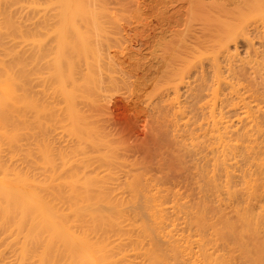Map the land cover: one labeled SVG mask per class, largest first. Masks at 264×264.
<instances>
[{
  "label": "bare ground",
  "instance_id": "6f19581e",
  "mask_svg": "<svg viewBox=\"0 0 264 264\" xmlns=\"http://www.w3.org/2000/svg\"><path fill=\"white\" fill-rule=\"evenodd\" d=\"M47 1L49 3L51 2L50 5L52 7H53V5H55L53 3H57L58 5L60 4L59 9L61 11L62 16L60 14V11H58L59 16H57V15L56 16L59 17V19L60 18H62V20L65 19L64 21H70L71 20L70 17H73L72 16L73 13H75V12L79 13V11H77V10L83 9L82 13H84V10H86V8H83L84 5L82 6V1H84V0H52V1L47 0ZM244 1L245 0H243L244 5H246V3H247V5L245 7L243 6L242 3H241V5H239V8L237 7V5L240 3H238L236 5L234 4V5L237 7L236 10L239 11L238 13H241V12L243 13L245 10L247 11L248 8H250L249 9L250 12L248 14H246L248 11L247 12L245 11L246 13L244 12L242 16L240 15V17H238L237 11L235 10L236 11L235 12L234 9L233 10L231 9V10L235 12L237 19L240 18V20L244 19L245 17L248 18V16H254V19H253L254 23H253V20L251 21L248 19L249 24L247 23L248 25L246 24V26L247 27L251 26L250 24L253 23V26H252L253 28L251 27V29L257 30L259 32V34H261V32H262V34H264L263 33L264 32V0H250V1L246 0V2H244ZM43 2L45 3L46 0H44ZM48 2L45 3L44 5L49 4ZM192 2L195 3L194 0ZM199 2H200V0H199ZM214 2H215V0H214ZM220 2L222 3V1H220ZM248 2L249 3L251 2V3L249 4ZM216 3L218 4V2H216ZM221 3L219 4V6L221 5ZM57 4L55 5V7L58 6ZM208 4L210 5V2H208ZM39 5H41V4L39 3ZM85 5H86V3H85ZM248 5H249V7H248ZM71 6H73V8ZM215 6L214 7L210 6V7L211 8L213 7V9H215L216 8ZM240 6H243V7H241V10H238V9H240ZM37 7H38V0H0V264H264V130H263L264 126L263 127L260 126L261 121L264 120V118H263L264 114L261 115L263 117H260V120H259V118H257V120H259V123H258V125L254 126V124H256V122H257L255 117L257 115L260 116L259 114H262V112L264 113V111H263L264 108H262L264 106L263 105L264 103H262V102H264V100L262 102H260L261 103L260 104L258 99H257L258 97H260V95L257 96V98L255 96H251L250 98L248 96V98H247V94H245L246 97L243 96L244 98L243 97L241 98L243 93L240 92L242 90L239 89V91L238 90L237 91L239 92V95L241 93H242V95H240V97H239L238 94H236L238 99H239L238 101H236V99H237L236 97L234 98L235 100L233 98H230V99H232L231 105H230L229 99H227V100L224 99V101L221 99L222 95L220 97L218 96L219 100L223 101V102L220 101L221 103H219V104H221L220 105L221 107L219 105L217 106V105L213 104L215 102L217 104V101L212 102V104H210V105L208 104L210 106V110L212 107L213 108L214 107H220V110H219V108H217L218 109L216 112L217 114L216 115L214 114V116H212L213 119L209 118L210 120H212L211 122H209V119L205 118L208 121H206V122L204 121L205 122L204 125L202 124L203 128H204L207 125V123H209L207 126L208 127L207 129H209L208 131L211 130V132L208 134H211L212 136L210 135V137H209V135L207 134V132H208L207 129H204L207 132L204 134H203V132H201V135H203V136H200V138L201 137L204 138L205 134H207V136L209 138L206 137V139H209L207 141L211 142L212 140L210 138L213 137L212 139H214V141H213L212 145L210 142L209 143L207 142L208 145H206V146H209V144L211 146H213L212 149H210V151H211L210 153L211 154L213 153L214 156L212 155V157H211V159L213 161L209 159L210 161H212V162L209 161L211 164V167L209 165L211 170L209 172L207 171L208 174L210 173L209 177H207L208 174H207V176L205 175L206 169H204L205 170L204 175H203V172L200 171L204 177L206 176V178H202V176H201L202 179H200V181L203 183V186L201 185V182L198 181V182H200V184L197 187H198V189H199V187L200 188L203 187V189H200V190H205L204 194H206V193L208 194L210 191L211 197L209 195H208L209 197L208 196L207 197L209 199L212 198L211 203H209L210 200H207L208 199L207 197L205 200L204 196L202 195L203 198H201L202 197L201 196L199 200L197 199L198 201L195 199V201H197L196 203L200 204V207H198L199 205L197 207L196 206L193 207V205H192V207L190 206V208L186 207L185 205H184L185 207H181V206H183L182 204L185 201L183 202L181 199L180 200L178 199L180 202H178L177 199H171V201H169L170 197L169 198L167 197V195L169 194L168 193V194H166V197L169 200H167L166 197H165L166 200L165 199L164 200L167 202L169 201L170 205H169V203H168V205L167 204L164 205L165 201H163V199H162V196H163L162 194L164 192L163 193L161 192L162 194H159L157 192V191H159V188H163V187L162 186L160 187L159 185L155 184L157 186V187L154 186L157 189L156 192H154L155 189L152 190L153 192L149 191L152 188H154V187L151 188V186H150L151 189H147V191H149V192L146 191V189H145L146 187L144 188L145 189L144 191H146V192L141 191L142 190L141 187L146 185L147 183H145L146 182L145 181L144 182L145 184L141 185V187H140V185H138V184H141V183L143 184V182H141V179L139 178V176L137 174H135V175H137L138 180H136V177L132 178V179H129V178L126 179L125 178L124 186L122 185L123 187H121L122 190L124 191V193H122L123 192L122 190H121L122 194L119 193L120 190H118V193H116L115 190L112 192V190L110 191L109 184H110V186L113 187L112 189L117 187V185H116V183H114L115 184V186H114L113 182H110L111 181L110 176L112 177V174H114V171H113V173L111 171V168H113V167L111 166V168H110V163H112L113 160L111 158H110L111 162H110V160H106L109 156V152H111V151H108V150H110V147H108L109 149H107L106 148L107 146L105 145L106 146L105 149H107L105 153H107V151H108L107 154H105L103 151L100 152L101 148L99 146H101V145L99 143L102 142L103 140L105 141L106 137H105V139H102V137H101V139H99L100 136H103V135H99V131L97 132V130L99 129L98 128L99 126L97 125L98 127H96L95 124H90V122H88L93 117L86 119L88 117L87 115L93 114L95 103L92 104L93 112H91V113L89 112V110H91L89 108L91 105H89L87 107V104H89V102H86V103L84 102L86 105H84L82 103L80 105L78 104L80 102H83L86 97L88 98L89 95H90L89 98L92 97L91 96L93 94L92 91L95 92V90H93L94 88H91V87H94V84L96 82L94 84L92 82L94 79V77H92L93 75H89L87 79H85L86 73H85V75L82 74V76H81L83 69L80 73H77V72L74 73L76 77L75 76L72 77V71L75 70L74 66L76 67V69H77V67L79 69V66L81 65V63L85 59H87V57L83 56L84 58L82 59L81 54L83 51H80V49H76V50H73L75 52L74 55L76 57L77 56L76 53L81 52V54L79 53V56H80L79 59H81L82 62L79 60L80 62L78 64L76 62L78 59H76V61H75L76 65H74L73 62H70V61H72L70 59L71 56L67 57L68 54L69 55L72 54V52L71 53L69 52L70 47H69V49H68V47L67 48L63 47L66 45V44L64 45V43L66 40H68L67 39L68 37L65 36L66 39L61 40V38H65L62 35V36H59L57 38L60 40L59 42H58V40H56V42H58V44L56 42H54L53 45L55 44L54 49H56V48L59 49V53L61 52V50H63V48L64 49L66 48L65 50H63V52H61V55H62V53L64 55V51H65V54H66L65 60L68 61V58L70 60L68 64L65 61L66 66L65 65L64 66L66 68L63 67L62 68V69H64L63 71L59 68V66L64 62V59L60 60L61 59L60 57H62L63 55L58 57V53L56 52V51H58L57 49L54 50L52 48V51H53L55 56L54 55H52V56L50 55V56L54 57L52 59L53 61L58 57L60 62L62 61L60 63V65H58L57 63H59V62H57V63H53L55 65L57 64L56 66L55 65L51 66L50 60H47L49 63L43 62L42 58H40L43 53L40 54V51H39V50L42 51V49H43V47L40 46L42 43L39 44V46L42 48H39V46H38V42H40L41 38L39 37L40 38V40H39V39H37L36 36L38 35L37 34V28L39 27V25H40V27L38 29L39 30L38 32H40L41 29L43 30V27H44L43 25H46L44 23V21H46L48 19L41 16V18H43L45 20L43 21V19H41L42 22H37L36 19L38 17H39L38 19L40 21V16L36 17L34 15V11L37 9ZM69 7H71L72 9L71 10L68 9ZM80 7H82V8H80ZM74 8H77V9H74ZM88 8H89V10H91L90 7H88ZM207 8H209V6H207ZM24 9L26 12L24 11ZM216 9L220 10V8H216ZM224 9H226V11L229 12V10H227L228 8H224ZM242 9H243V11H242ZM73 10H75V11H73ZM201 10L202 9H200L199 12ZM219 10H218V13L221 14L219 12ZM71 11H73V12H71ZM220 11L222 12L223 10H220ZM23 12H25V13H23ZM92 12H94L93 9H92ZM92 12H91V14H92ZM71 13H72V15H71ZM204 14H205V12H204ZM208 14H209V11H208ZM244 14H246V16H244ZM201 15H198V16L201 17ZM87 16H89V15H87ZM210 16H212V15H210ZM217 16H219V15H217ZM220 16H222V15H220ZM225 17H227V16H225ZM68 18H69V20H67ZM74 18H75V16L73 17V20H74ZM222 19H223V17H222ZM234 19H236L235 16H234L233 20H230V21H235ZM250 19H252V18H250ZM73 20H71V21H73ZM201 20H203V19H201ZM212 21H210V22H212ZM57 22L58 21H56V20L54 21V23H57ZM236 22H237V20H236ZM241 22H239V23H241ZM246 22H247V20H246ZM60 23L61 24H59V25L54 24L55 26L57 25L56 26V28L58 27L57 30L56 29H52V30L53 31L55 30L54 31L55 34H58V31L61 32L62 30H63L62 34H66L67 33L66 28L68 29L67 22L64 23V24H66L65 25L66 28H64V29H63L64 25H62L63 21L62 22L60 21ZM72 23L73 22H70V25H69L70 27L73 26L74 23L73 24ZM217 23H219V22H217ZM239 23L238 24L235 23L236 25L233 27V29H231V30H234L233 34H232V31L226 33L227 32L226 29H225L226 34H224V29H222L223 28L222 25H221V27L219 26V28H221V29L217 28L218 32H220V30H223L222 32L224 34V36H222L220 38V40L218 41V43L216 45L217 50L219 51L218 55H220V54L224 55L225 59H226V56L229 57L235 49L237 50V48L234 47L235 44L233 43L234 45L232 44V47L234 49H233V51H231V49H232L231 41H233L235 38H239L240 36H242L244 38V40L246 41L249 38L248 37V35H250L249 33H252V32H249L247 35V33L245 31L247 27L243 25V23H245V22L243 21V23L241 25L244 27H240ZM68 24H69V22H68ZM211 24L212 23H210L211 28L209 26L210 30L208 29V32L209 31H213V32L215 31L216 32L215 26H214V28H212V26L216 25V24H212V25ZM223 24H225V23H223ZM47 25H48V23H47ZM50 25H51V23L49 24V27H50ZM54 25L52 27H54ZM218 25L219 24H217L216 27H218ZM227 25H230V24H227ZM227 25H225V27ZM44 29H45L44 30V32H45L48 29V27L45 26ZM72 29H73V27H72ZM64 30L66 31V33L64 32ZM76 30L77 29L75 28V31ZM42 32L39 36L44 34V32H43V34H42ZM213 32H211V33L213 34ZM49 33H46V34L49 35ZM52 33H50V35L47 36V38H50V36H53L54 34H52ZM205 34H203V36ZM262 34H261V37L264 38V35L262 36ZM59 35H61V34L59 33ZM83 35H84V33L82 34L81 37H83ZM213 35H211L212 39L213 38L216 39L217 38L216 36H218V34H216L215 37ZM55 36H57V35H55ZM79 36L80 35L78 34L77 38ZM85 36H87V34ZM237 36H239V37H237ZM205 37H207V36H205ZM261 37L259 36L258 38H261ZM45 38H46V36L44 38H42L43 41L44 40L46 41L47 38L46 39ZM85 38H86V40H88L87 37H85ZM179 38H181V37H179ZM253 38H254V36H253ZM263 38H261V39L264 40ZM212 39H210V40H212ZM214 39H213V41H214ZM71 40H72V38H71ZM237 40H239V39H237ZM69 41H70V38H69L68 42ZM82 41L80 40L79 42L82 44L83 43ZM180 41H181V39H180ZM248 41L249 40H247V42ZM23 43H25V46L27 45L26 48L24 47ZM84 43L87 44V41H84ZM237 43L239 44V42H237ZM44 44H46V43H44ZM245 44H247V43L245 42ZM195 45H194V47L196 48ZM201 45H203V44L201 43ZM205 45H206V43L203 46H205ZM250 45H252V44L250 43ZM44 46H46V45H44ZM70 46H71V42H70ZM211 46H213V45H211ZM243 46L246 47L245 45H243ZM253 46H255V45H253ZM81 47L83 48V46H81ZM247 47H248V45H247ZM88 48H89V46H88ZM251 48L253 49L252 46H251ZM186 49H187V46H186ZM212 49L216 50V48H212ZM212 49H208V50L211 51ZM249 49H250V47H249ZM258 49H257V52H258ZM24 50L26 52L29 51L28 54L26 52H24ZM45 50H46V52H44ZM95 50H97V49H95ZM190 50H192V49H190ZM254 50H255V48H254ZM260 50L263 51L264 49L261 48ZM49 51L51 52V49L47 50V48H46L43 50V52L46 54L49 53ZM66 51H67V53H66ZM86 51H88V50H86ZM86 51H84V55L86 54ZM93 51L94 50H91L89 52L90 55L88 58H90V56H92L91 53ZM108 51H109V49H108ZM210 51H208V52L210 53ZM22 52L27 54V57H26V55L22 56L23 55ZM55 52H56V54H55ZM53 53H50V54H53ZM236 53H235V55H236ZM249 53H250V51H249ZM46 54H44V55H46ZM251 54L249 56H252L254 53L252 55ZM261 54L264 55V52H260V55ZM39 55H40V57H39ZM107 55H108V53H107ZM212 55H213V53H212ZM237 55H239V54L237 53ZM262 55H261V58L258 55H257V57H259L260 59H263V61H264V57L262 58ZM47 56L50 57L48 54H47ZM47 56L43 57L44 61H46L45 60L46 58L49 59ZM96 56H98V54ZM183 56L178 55V57H181V58ZM231 56H230V58H231ZM239 56H241V55H239ZM93 57H95V56L93 55ZM210 57H212V56L210 55ZM220 57L222 58V56H220ZM228 57H227V59H228ZM62 58H64V56ZM99 58H101V57H99ZM187 58H186V61H187ZM230 58L228 59V61L230 60ZM259 58H257V59H259ZM37 59H38V62H39V60H41L40 61V63L42 62L41 65L45 64L43 66V69L47 65L50 66V68L54 67L53 69L50 70L51 74H49V72H46V71H48L49 67L46 68V70H44L46 73L43 71V73H45V74L44 75L42 74V79L44 81L47 79L48 82L43 81L41 84L44 85L43 86L44 91H46L45 90L46 88H48L50 90L53 89L52 90L53 92L48 91L49 93H51V95L49 94V96H52L54 94L55 88L53 87V85L54 86L56 85V87L58 88L57 92L59 94V98H58V94L56 92L55 95L57 96L58 100H57L56 96L54 95L55 100L53 99V101L58 102L60 99V105H58L59 102L56 103L58 105V107L56 104L54 105L53 101H51L53 104L50 102L51 97H50V99H47V101L46 100L43 101V98H44L43 96H45L48 93L47 91L44 92L41 87L40 88L42 89V91L39 89V87H37L38 89L35 88L36 90L34 89V86L40 81V78H41L40 77L41 72L39 73V75L38 74L36 75V71L39 70V69L36 70V65L38 63ZM94 59H96V58H94ZM177 59H180V58H177ZM237 59H238V57H237ZM257 59L255 58V62ZM96 60L94 62H96ZM183 60L184 59L182 58V61ZM213 60L214 59H212V61ZM236 60H235V63H236ZM242 60H240V62H242V63H243V61H247L245 59L243 61ZM56 61L57 60H55V62ZM191 61H192V59H191ZM220 61H221V59H220ZM228 61L226 62V64L228 63ZM232 61L234 63V60H231V62ZM106 62H107V60H106ZM167 62H168V60H167ZM193 62H194V59H193ZM257 62H258V60H257ZM46 63H48V64H46ZM71 63H72V65H71ZM89 63L91 65L86 66V70H85L87 72V74H88V70L90 71L89 66L91 67L92 65H94V64H92L93 60L92 61L90 60ZM100 63H101V61H100ZM116 63H118V62H116ZM233 63H232V66H234V65L236 66V64L235 63L233 64ZM242 63H241V65H242ZM185 64H187V63L185 62ZM263 64L259 63V65L257 64V66H260V65L262 66ZM38 65L41 66L40 64H38ZM69 65L73 66L72 68H74V69L72 71H71V69H69L71 66L67 67ZM77 65H79V66H77ZM201 65H202V63H201ZM229 65H230V63H228V66ZM81 66H80V68H81ZM174 66H176V65H174ZM184 66H182V67H184ZM209 66H211V65H209ZM216 66L215 65L213 66V64H212V68L214 67V75L217 76L218 74L217 73L215 74V72L217 71V70H215V69H217ZM232 66H230V68ZM237 66L240 67V65L238 63H237ZM257 66H256V68H257ZM95 67H96V65H94V67H92V68L96 69ZM107 67H108V64H107ZM239 67H237V69ZM263 67H264V65H263ZM188 68L189 67H187V69L184 68V70L187 71V73H186L187 78L190 75V74H188L189 73ZM219 68H220V66H219ZM226 68H228V67H226ZM245 68H246V65H245ZM41 69H42V67H41ZM176 69L181 71L180 68L176 67ZM231 69H234V68H231ZM237 69L235 67L234 70H237ZM241 69H243V68H241ZM106 70H107V68H106ZM109 70H112V69H109ZM203 70H201V71H203ZM221 70L222 69H220V71ZM228 70L227 71L229 72V76H230V74H231L230 72H233V70H231V71H230V69H228ZM92 71H93L92 73L95 76L100 77V76H98L99 74L96 75L94 73V70H92ZM97 71L98 70H95L96 73H98ZM163 71H166V70H163ZM177 71H175V72H177ZM254 71H255V69H254ZM168 72H170V71H168ZM172 72H173V70H172ZM175 72H173V73H175ZM212 72H213V69H212ZM221 72L223 73V71H221ZM237 72L239 74V71H237ZM104 73L105 72H103V74ZM171 73L169 75H172ZM255 73H256V71H255ZM53 74L55 77L53 76ZM163 74H164V72H163ZM165 74H167V72ZM204 74L205 73H203V75H201V76H204ZM227 74L228 73H226V71H225L226 76H227ZM46 75H48V77H46L44 79V76H46ZM101 75H102V70H101ZM169 75H167V76H169ZM225 75H223V76H225ZM256 75L259 76L260 74H256ZM262 75H264V73H262ZM262 75H260V76H262ZM37 76H39V77H37ZM50 76L51 77L53 76V77L51 79H48V78H50ZM77 76H78V78H77ZM108 76H110V75H108ZM180 76H182V75H180ZM223 76H221V77H223ZM226 76H225L226 80L229 79ZM234 76H237V75H234ZM82 77H84V79H82ZM184 77H186L185 74L182 77V79ZM199 77H200V75H199ZM232 77H231V79H229V80H231V82H232V79L235 78V77H233V78ZM38 78H39V81H38ZM76 78H77V80H76ZM89 78L91 80H89ZM107 78H105V79H107ZM174 78H176V76H174ZM179 78L180 77L178 76L177 79H179ZM203 78L204 77H202V81L204 80ZM217 78H219V77H217ZM245 78L248 79L247 81H249L248 77H245ZM260 78H263V77H260ZM35 79H37V81ZM53 79H55V80H53ZM81 79H82V81L85 80V81H83V83L85 85L82 83L84 86L81 84V86H79L76 89L75 85H78L76 83L80 82ZM97 79L99 80V78H97ZM170 79H172V78H170ZM86 80H89V81H86ZM183 80H184V82H182V83L185 84V82H187V81H185V79H183ZM252 80H254V79H252ZM172 81L176 82V79H174V80L172 79L170 82L171 84H172ZM180 81H182V80H180ZM205 81H203V83L198 81L197 86H195V90L196 91H199V90L201 91V89L203 90V88L199 89L196 87H199L200 84H202V86H203L205 84ZM250 81H251V79H250ZM51 82H52V85H51ZM53 82H54V84H53ZM66 82H68L71 85L67 84ZM86 82H87V84H90V82H91L93 84V86H92V84H90L91 87H90V85L86 86L87 85ZM107 82H108V80H107ZM259 82H260V80H259ZM34 83H35V85H34ZM44 83H48L49 85L44 84ZM98 83H101V82H98ZM188 83H190V82L188 81ZM210 83H211V81H210ZM220 83H221V81H220ZM241 83H243V82H241ZM241 83H240V86H241ZM251 83H249V84H251ZM263 83H264V81L263 82L261 81L260 85H262ZM41 84H40V86H41ZM111 84H112L111 86L114 87L113 86L114 83H111ZM214 84H217V88H219L218 87L219 83H217V81ZM227 84H228V88H229L228 90L234 91V89L237 87L236 86L234 88V85L239 84V83L237 81V82H235V84H234V82H232V83L227 82ZM247 84L245 83L242 85L246 86ZM257 84H259V83H257ZM173 86H175V84ZM173 86H172V88H173ZM221 86H222L221 90H223L222 89L223 88L222 83H221ZM49 87H51V88H49ZM80 87H82L84 89H82ZM86 87H89V88H87V91L89 90V92L83 91V90H86ZM98 87H100V86H98ZM177 87H178V85H177ZM214 87H215V85H214ZM224 87H227V86H225V83H224ZM247 87L250 90L251 87L246 86V88ZM259 87L260 86H258V88ZM115 88H116V86H115ZM238 88H241V87H238ZM238 88H236V89H238ZM253 88H255V86H253ZM253 88H251V90H250L251 92H249L248 90H246L247 92L246 91H243V92L244 93L249 92L250 95H253L254 93L256 94V91H253L254 93H252ZM258 88L257 89L255 88V89L259 90ZM97 89H96V91H97ZM102 89H103V87H102ZM174 89L177 90L178 88L174 87ZM187 89H189V88H187ZM241 89H243V88H241ZM37 90H40V92H38V94L39 93L42 94L43 92L45 93V94H42V96L39 94L41 96L40 100L42 102L39 99H37L39 97V95L36 96ZM162 90H163V88H162ZM175 90H173V91H175ZM243 90H245V89H243ZM82 91L84 93H82ZM184 91H185V89H184ZM232 91H229V92H232ZM86 92L90 93V94H87L88 95L87 96V95H85ZM97 92H96V95L101 97V95ZM104 92L105 91H103V93ZM217 92H215V93H217ZM226 92H227V90H226ZM235 92H236V90H235ZM79 93H81V94H79ZM178 93L179 92H177L176 95H178ZM186 93H187V91H186ZM227 93H226L227 96H225L224 95L225 92H223L224 98L228 97ZM232 93H234V92H232ZM249 93H248V95H249ZM191 94H193V93H191ZM191 94H189V95H191ZM195 94H199V92H196ZM229 95H231V94H229ZM84 96H85V98H84ZM93 96H95V93ZM184 96H186V95H184ZM194 96H196L195 99H197V95H194ZM233 96H235V94ZM99 97H96V99L92 98L91 100H94L93 102H95V100L98 101ZM107 97H109V96H107ZM170 97H171V95H170ZM46 98H48V95ZM103 98H104V96H103ZM185 98H183V99H185ZM218 98L215 100H218ZM245 98H247L249 100V103L251 102L250 100L252 98L253 99L251 102L252 104H253L254 100L257 101L258 104L261 105L260 109L262 108V110H261L262 112H260V110H258V109L255 110V108H254L255 105L253 107V105H251V103L248 104V100L246 103L244 101ZM104 99H107V98L105 97ZM79 100H81V101H79ZM171 100H173V99H171ZM101 101H100V103H101ZM109 101H111V100H109ZM197 101H198V99H197ZM189 103H188V105H189ZM254 104H256V103L254 102ZM211 105H213V106L211 107ZM247 105H251L252 106L251 108H254L253 111L254 110L255 111L253 113H251V108ZM84 106H85V109H84ZM98 106L100 107V105H98ZM228 106H229V108H228ZM257 106L258 105H256V108H257ZM80 107H82V108H80ZM87 108L89 109L86 113L87 115L86 114L84 115L83 110L85 111V110H87ZM213 108L210 112V113H212V115L214 113ZM188 109H189V107H188ZM190 109H191V107H190ZM199 109H201V108H199ZM98 110H100V109H98ZM184 110H185V108H184ZM102 112H104V111H102ZM189 112H190V110H189ZM228 112H230V114H231V112H233L234 113L233 115H236L237 118L235 116H233L232 114L231 115L233 117H235L234 119H236V120H234V119L231 120L230 117L228 116ZM257 112H259V113H257ZM55 113L57 116L55 115ZM100 113H101V110H100ZM158 114H160V113H158ZM178 114H179V112H178ZM201 114H204V113H201ZM208 114H209V111H208ZM253 114H255L256 116ZM41 115H42V117H40V118H42L43 120L39 119V116H41ZM209 115L211 116V114H209ZM217 115H219V116H217ZM94 116H96L95 113H94ZM186 116H184V117H186ZM227 116L229 117V119ZM55 117H57V118L55 119ZM189 117L192 118L193 116H191V114H190ZM189 117H188L187 121L189 120ZM95 118L97 120L99 119V118H97V116ZM96 119H94V120H96ZM51 120L53 121L54 124L55 123L58 124V125L55 124L56 126H59V124H61V126L63 127L62 130L64 129L63 131L67 132L66 136H64V137H67V136L70 137L71 136L73 138L74 142H72V145L69 146L70 148L68 146L64 147V145L67 143V141H65V138L63 141H61V143L63 142V144H62L63 149L61 146L59 147V149H62L64 151H66L65 149L68 148L71 151V154H69L70 151L68 149H67V152H62L61 150L59 152L57 149V146L53 147V146H55V141L53 139L57 140V137H53V136H56L58 130H60V132H62V134H63V131H61V128H60L61 126H60V127H58L59 129L57 128L58 130L56 129L57 131H53L54 132V135H53V132L50 129L51 126H49L51 124ZM54 120H55V122H54ZM56 120L59 123H57ZM40 121H42V122H40ZM93 121H91V123ZM187 121H185V124ZM87 122H88V124H90V126L91 125H93V126H91V127L88 126ZM174 122H172V123H174ZM182 122H184V121H182ZM199 122H201V121H199ZM94 123H96V121ZM195 123H196V121H195ZM201 123H199V124H201ZM54 124L52 125V127L55 126ZM92 127L93 128L96 127V128L93 129ZM194 127H196V126H194ZM261 127H262V129H261ZM37 128L41 131H38ZM45 129L48 131L45 132ZM50 130L52 132V134H51L52 139L49 138L50 134L47 135V133H49ZM95 130L97 132L96 134L99 135V137L95 134H94L95 136H93V137H95V138L97 137L99 140H96V139L93 140L92 135L95 132ZM190 130H189V132H190ZM204 130H202V128H201V131H204ZM42 131H43V133H42ZM39 132H41V133H39ZM174 132H175V130H174ZM44 133H46V134H44ZM37 134H38V137H37ZM40 134L45 135L46 139H44V136L39 138ZM59 134L60 133H58L57 136ZM193 137H194V134H193ZM61 138H63L62 135L59 139L61 140ZM190 138H191V136H190ZM69 139H68V141H69ZM49 140L51 142L54 141V143L52 142V144H50L51 142L49 143ZM58 141H56V142L59 143ZM86 141H89L91 143L94 141L95 142L92 143L93 144L92 145L89 142H88V144H86ZM96 141L97 142L99 141V143H97ZM73 143H75V144L73 145ZM95 143L99 144L97 146L100 148L97 150L99 152V154H98V152H95V153L100 158L105 156L104 157L105 159L102 158L100 163H99L100 158L97 157V155L94 153V151H92V152H91V150L89 151L91 154L93 153V157H92V155L88 152V149L86 150V149H84L86 147H83L85 145H87V146L89 145L91 147L93 146L95 149V147H96V145L94 146ZM194 143L196 144L197 141L196 142L194 141ZM204 143H205V141H204ZM81 145H83V146H81ZM178 145H179V143H178ZM190 145H192V144H190ZM109 146H111V145H109ZM93 147H92V150H94ZM98 147H96V149ZM199 147H200V145H199ZM53 148L55 150L57 149V152L54 153ZM195 148H197V147H194V149ZM202 148H204V147L202 146ZM102 149L105 150L104 148H102ZM111 149H113L112 146H111ZM177 149H179V148L177 147ZM206 149H207V147H206ZM200 150H203V149H200ZM204 151H206V150H204ZM210 153H207V154H210ZM94 154L96 155L95 158H97V160H99V161L96 160L98 162L97 165L98 166L101 165L103 167V169L101 167H98L95 164H94L95 168L93 167L94 165L92 163H93V159H94ZM103 154H105V155H103ZM106 155H107V157H106ZM91 157H92V163L90 161ZM113 157H115V156H113ZM199 157H201V156H199ZM184 161H185V159H184ZM97 162H95V163H97ZM118 162H120V161H118ZM193 162H195V161H193ZM56 163L59 166L56 165ZM206 163H207V161H206ZM90 164L93 165V166H91L92 168L90 167ZM113 164L114 163H112L111 165H113ZM88 167H90L92 170H89L90 168L87 169ZM96 167L99 169L101 168L102 173L99 172V171H101L99 169L95 170ZM205 167H207V166H205ZM93 168H94V170H93ZM128 176H126V177H128ZM199 178H200V176H199ZM136 181H139L140 183H137ZM195 182H196V180H195ZM157 184H160V183H157ZM149 185L153 186L152 183H149L148 186ZM164 185H165V183H164ZM119 186L120 185H118V188H120ZM124 187H126L125 188L126 191L123 189ZM164 188H165V186H164ZM166 188L168 189V187H166ZM167 189H166V191H167ZM179 189H181V188H179ZM138 191L139 192L141 191L142 193L140 192L141 194L139 195ZM166 191H165V193H166ZM174 192H175V190H174ZM196 192H197V189H196ZM196 192H193V193L196 194ZM125 193H126V195H123ZM191 194H192V192H191ZM201 194H203V192ZM184 197H185V195H184ZM188 199L190 200V198H188ZM207 201H209V202H207ZM138 202H140L142 204V206L140 205L137 208L136 204ZM138 205H139V203H138ZM254 206H256L257 208H255ZM139 207H141V208H139Z\"/></svg>",
  "mask_w": 264,
  "mask_h": 264
},
{
  "label": "rangeland",
  "instance_id": "374dc122",
  "mask_svg": "<svg viewBox=\"0 0 264 264\" xmlns=\"http://www.w3.org/2000/svg\"><path fill=\"white\" fill-rule=\"evenodd\" d=\"M44 0H38V7H37V9L34 11V15L36 16V17H38V16H40V21H39V17L36 19L37 20V22H42L41 21V19H43V18H41V16L42 17H44V18H46V19H48V20H46V21H44L45 19H43V21H44V23L46 24V25H43L44 27L45 26H47L48 27V29L45 31L46 33H49L52 29H56L57 30V28H56V26L54 25V24H61L60 23V21L62 22L63 21V23H62V25H64V27H63V29L64 28H66V24H64V23H66L67 22V25H68V29L66 28V31H67V33H66V31L64 30V32L66 33V34H62V31L61 32H59L58 31V34H55V30L53 31H51L50 33H52V34H54L53 36H50V38H47V36H49L50 35V33H49V35L48 34H46L45 32H44V27H43V30L41 29L40 30V32H38L39 30V27H40V25H39V27L37 28V39H39L40 40V38H41V40H40V42H38V46H39V44L40 43H42L40 46H42L43 47V49H42V51L41 50H39L40 51V54H42L41 55V57H40V55H39V57L40 58H42V60H43V62H48L47 60H50V65L52 66H54L55 64H53V63H57V62H59V63H57L58 65H60V63L62 62H60V60H62V59H64V62L59 66V68L63 71L64 69H62L63 67H65L66 65V62H67V64L69 63V58H68V61H66L65 60V57H66V54H65V51H64V55H63V53H62V55L64 56V58H62L63 56L61 55V52H63V50H65L67 47H68V49H69V47H70V49H69V52L71 53L72 52V54L74 55L75 54V52L73 51V50H76V49H80V51H83L82 52V54H81V52H77L76 54H77V56L75 57V55L73 56L72 54H68L67 55V57L69 56H71V60L72 61H70V62H73V64L74 65H76L75 63L77 62L78 64H79V62L81 61V59H79L80 58V56H79V53L81 54V58L83 59L84 57H87V59H85L83 62L85 63H83L82 61V63H81V65L83 66H81V68H80V66L79 65H77V66H79V69H78V67H77V69H76V67L74 66V68H75V70H73L74 68H72L73 66H71L72 65V63H71V65H69V66H67V67H70L69 69H71V71H72V77L73 76H75V72H77V73H80L81 71H82V69H83V71H82V73H81V76H82V74H84L85 75V73H86V75H85V79H87L88 78V76L89 75H93L92 77H94V79H93V84H94V87H91V85L90 84H92L91 82H90V84H87V82H86V86H88V85H90V87L91 88H94L93 90H95V92L94 91H92V97H90L89 98V96L87 95V94H90V93H87V92H89V90L87 91V88H89V87H86V90H83V91H87L86 92V94L85 95H87L88 96V98L86 97L85 98V96H84V98L86 99H84V101L83 102H80V103H78L79 105L82 103V104H84V105H86L85 103L86 102H89V104H87V107L89 106V105H91L89 108L92 110L93 109V106H92V104H94V112H93V110L91 111V110H89L88 108H87V110H83V112H84V115L87 113V111L89 110V112L91 113V112H93V116L92 115H87L86 117V119H88V118H94V119H96L95 117L97 116V118H99L98 120L96 119V120H94L93 118V120L91 119V120H89L88 122H90V124H95L96 125V127H98L96 130H97V132L99 131V135H103V136H100L99 137V135H97L96 133V130H95V132L93 133V135H92V137L93 136H95V135H97L98 137H99V139H101V137H102V139H105V137H106V140L104 141H102V142H100L99 143V141L97 142V143H99L101 146H97V145H99V144H97V143H95L94 144V146L96 145V147H98L97 149H96V147H95V149H94V147H93V149L94 150H92V147L91 146H87V145H85V146H83V145H81V146H83V147H86V148H84V149H88V152L91 150V152L92 151H94V153L95 152H98L97 150L98 149H100V152L101 151H103L104 153L106 152V150L107 149H109L108 147H110V150H108V151H111V152H109V156H108V158L106 159V160H110V158L113 160L112 161V163H114L113 165H111L112 163H110V168H111V166L113 167V168H111V171H112V173H113V171H114V174H112V177L110 176V178H111V181L110 182H113V185L115 186V184L114 183H116V185H117V187H115L114 189H112L113 187L112 186H110V184H109V187H110V191L112 190V192L115 190V192L116 193H118V190H120V192L119 193H121V190H122V188L121 187H123L124 186V182H125V178L127 179V178H129V179H132V178H135L136 177V180H138L137 179V175L139 176V178L141 179V182H143V184L141 183V184H138V185H140V187H141V185H144L145 183H147L146 185H144V186H142L141 187V191H144L145 189H146V191H147V189H151L152 187H157L156 185H159L160 187L162 186L163 188H159V191H157V189L154 187V188H152L151 190H149L150 192H153L152 190H154L155 189V191L154 192H158L159 194H162L163 192V196H162V199H163V201H165L166 199H165V197H166V194H168L167 195V197L170 199H168L167 197V200H169V201H171V199H181L184 203L182 204L183 206H181V207H188V208H190V206L192 207V205H193V207H197L198 205V207H200V204L199 203H196L199 199H200V197L203 195L204 196V198H205V200H206V197L209 195H211V193H210V191H209V193L207 194L206 192V194H204V191L205 190H200V189H203V187L202 188H200L199 187V189H198V185L200 184V179H202V178H206V176H207V174H208V172L211 170L210 169V167H211V164H210V162H212L213 160L211 159V157H212V155L214 156V154L212 153H210L211 151H210V149H212V147L213 146H211L212 145V143H213V141H214V139H212L213 137H211L210 139L212 140L210 143H211V145L209 144V146H206V145H208V141L207 140H209V139H206V137L207 138H209L210 137V135L211 134H208V133H210L211 132V130L210 131H208L209 129H207L208 127V124L209 123H207V125L203 128V125H204V123L206 122V121H208V120H206V119H209V118H212V116H214V114L216 115L217 113V108H219V110H220V105L221 104H219V103H221L220 101H224V99L225 100H227V99H229V101H230V105H231V102H232V99H230V98H237L236 99V101H238L239 99H238V97H237V95L236 94H238V96L240 97V95H242V93H243V95L241 96V98L244 96V97H246L245 96V94H247V98H248V96H249V98L251 97V96H255L256 98H257V96H259L260 95V97H258L257 99H258V101H259V103L260 102H262L263 100H264V83L262 84V85H260L261 84V81L263 82L264 81V75H262V73H264V67H263V63H264V61H263V59H260L261 58V55H260V52H264V50L263 51H261L260 49L261 48H263L264 49V40H262L261 38H263V37H261V34H262V32H261V34H259V32L257 31V30H253V29H251V27L253 26V23H254V16H248V18L247 17H245L244 19H242V20H240V18H238L237 19V16L238 17H240V15L242 16L243 15V13L246 11H244L243 13L241 12V13H238L239 11H237L236 9H237V7L239 8V5H241V3L243 4V6L245 7L246 5H247V3H246V5H244V3H243V0H215V2H214V0H200V2H199V0H194L195 1V3L194 2H192L193 0H84V1H82V6H83V8H86V10H84V13H82V10L81 9H79V10H77V11H79V13L77 12H75V13H73V15H72V13H71V15L74 17L75 16V18H74V20H73V17H70L71 18V20H73V21H64V20H62V18H60L59 19V17H57V16H59V12L58 11H60V4L58 5L57 3H53V4H57L58 6V8L57 7H55V5H53V7L50 5V3L46 0V2L45 3H49V4H46V5H44L45 3L43 2ZM52 1V0H51ZM190 1V2H189ZM213 3H212V2ZM220 1H222V3L220 2ZM228 3H227V2ZM250 1V0H249ZM54 2V1H53ZM205 2V3H204ZM208 2H210V5L208 4ZM216 2H218V4L216 3ZM235 2V3H234ZM244 2H246V0L244 1ZM39 3L42 5H39ZM43 3V4H42ZM85 3H86V5H85ZM216 3V4H215ZM221 3V5L219 6V4ZM238 3H240V4H238ZM249 3V2H248ZM251 3V2H250ZM249 3V4H250ZM72 4V3H71ZM70 4V5H71ZM192 4V5H191ZM204 4V5H203ZM227 6H226V5ZM236 4H238L237 5V7L235 6ZM190 5V6H189ZM209 6V8H207V6ZM216 5V6H215ZM223 5V6H222ZM233 5V6H232ZM44 6V7H43ZM46 6V7H45ZM86 6V7H85ZM210 6H215L216 8H220V10H223L222 12L219 10V9H213V7L211 8ZM243 6H240V9H238V10H241V7H243ZM251 6V5H250ZM41 7V8H40ZM72 8H73V6H71ZM71 7H69L68 9H72ZM75 7V6H74ZM88 7H90V9L91 10H89V8ZM203 7V8H202ZM222 7V8H221ZM228 8L227 10H229V12L228 11H226V9H224V8ZM248 7H249V5H248ZM253 7V6H252ZM44 8V9H43ZM63 8V7H62ZM80 8H82V7H80ZM88 8V9H87ZM59 9V10H58ZM64 9V8H63ZM67 9V10H68ZM74 9H77V8H74ZM92 9H93V11L94 12H92ZM200 9H202L200 12H199V10ZM205 9V10H204ZM234 9V11L236 10L237 11V13L239 14H237V16H236V14H235V12L234 11H232V10ZM245 9V8H244ZM249 9L250 8H248V12L246 13V14H248L250 11H249ZM81 10V11H80ZM196 10V11H195ZM218 10H219V12L221 13V14H219L218 13ZM24 11H25V9H24ZM73 11H75V10H73ZM73 11H71V12H73ZM90 11V12H89ZM205 12V14H204V12ZM208 11H209V14H208ZM226 11V12H225ZM242 11H243V9H242ZM26 12V11H25ZM25 12H23V13H25ZM91 12H92V14H91ZM193 12V13H192ZM203 12V13H202ZM207 12V13H206ZM215 12V13H214ZM87 13V14H86ZM192 13V14H191ZM227 13V14H226ZM229 13V14H228ZM60 14H61V11H60ZM84 14V15H83ZM195 14V15H194ZM202 14V15H201ZM219 15V16H217V15ZM246 14H244V16H246ZM57 15V16H56ZM87 15H89V16H87ZM92 15V16H91ZM198 15H201V17L200 16H198ZM210 15H212V16H210ZM220 15H222V16H220ZM224 15V16H223ZM61 16H62V14H61ZM91 16V17H90ZM214 16V17H213ZM225 16H227V17H225ZM234 16H235V18L236 19H234L235 21H230V20H233V18H234ZM94 17V18H93ZM208 17V18H207ZM211 17V18H210ZM221 17V18H220ZM222 17H223V19H222ZM225 17V18H224ZM232 17V18H231ZM55 18V19H54ZM215 18V19H214ZM227 18V19H226ZM250 18H252V19H250ZM84 19V20H83ZM201 19H203V20H201ZM214 19V20H213ZM248 19L249 20H253V23H251L250 25L251 26H246V24L248 23L249 24V21H248ZM58 21L57 23H54V21ZM67 20H69V18L67 19ZM96 20V21H95ZM213 20V21H212ZM218 20V21H217ZM236 20H237V22L239 23V22H241V23H239L240 25V27H244V26H246L245 28H246V33H247V35H248V33L249 32H252V33H249L250 35H248V39L247 40H249L248 42H247V40L245 41L244 40V38L242 37V36H237V37H239V38H235L233 41H231V47H232V44L234 45V47H236L237 48V50L235 49L234 51H233V47H232V49H231V51H233L232 52V56H231V58H230V56L228 57V56H226V59H225V56L224 55H218L219 54V51L217 50V43H218V41L220 40V38L222 37V36H224V34H226V33H228V32H231L232 31V34H233V32H234V30H231V29H233V27L236 25V24H238L237 22H236ZM240 20V21H239ZM246 20H247V22H246ZM204 21V22H203ZM210 21H212V22H210ZM215 21V22H214ZM228 21V22H227ZM243 21L245 22V23H243ZM68 22H69V24H68ZM70 22H73L72 24H73V29H72V27H70L69 25H70ZM209 22V23H208ZM217 22H219V23H217ZM225 23V24H223V23ZM232 22V23H231ZM236 24H235V23ZM43 23V24H44ZM47 23H48V25H47ZM51 23V25H50V27H49V24ZM210 23H212V24H219L218 25V27H216V25H213L212 26V28H214V26H215V28H216V32L214 33L213 31H209L208 32V29H209V26H210ZM242 23H243V25L244 26H241L242 25ZM211 24V25H212ZM227 24H230V25H227ZM247 24V25H248ZM54 25V27H52ZM75 25V26H74ZM205 25V26H204ZM221 25H222V29H224V34H223V30H220V32H218V29L217 28H219V26L221 27ZM224 25V26H223ZM225 25H227L226 27H225ZM233 25V26H232ZM42 26V25H41ZM229 26V27H228ZM232 28H231V27ZM52 27V28H51ZM207 29H206V28ZM75 28L77 29L76 31H75ZM210 28H211V26H210ZM253 28V27H252ZM219 29H221V28H219ZM225 29H226V31H225ZM81 32H79V31ZM210 30V29H209ZM213 30V29H212ZM251 30V31H250ZM253 30V31H252ZM44 32V34H43V32ZM257 31V32H256ZM41 32H42V34L44 35H41V36H39L40 34H41ZM63 32V33H64ZM76 32V33H75ZM203 32V33H202ZM208 32V33H207ZM211 32H213V34L211 33ZM226 32V33H225ZM59 33L61 34V35H59ZM84 33V35H83V37H81L82 36V34ZM206 33V34H205ZM264 33V32H263ZM80 35L78 38H77V35ZM87 34V36H85ZM203 34H205L204 36H203ZM216 34H218V36H216L217 38L216 39H214V41H213V39L211 38V35H213L214 37H215V35ZM220 34V35H219ZM254 34V35H253ZM258 34V35H257ZM55 35H57V36H55ZM67 36L68 38V40H69V38H70V41L68 42V40H66L65 41V43H64V45L65 46H63V47H66L65 49L63 48V50H61V52L59 53V49H57L58 51H56L57 53H58V57L59 56H62V57H60L61 59L59 60V58L57 57L55 60H57L56 62H55V60L53 61L52 59L54 58V57H51L52 55H54V53H53V51H52V48L54 49L55 48V44L53 45V43L54 42H56V40H58V42L60 41L59 39H57L59 36ZM75 35V36H74ZM203 37H202V36ZM210 35V36H209ZM252 35V36H251ZM264 34H262V36H263ZM46 36V38L48 39H46V41L44 42L43 41V39L42 38H44ZM205 36H207V37H205ZM212 36V37H213ZM253 36H254V38H253ZM256 36V37H255ZM260 36L261 38H258V37ZM40 37V38H39ZM81 37V38H80ZM85 37H87V39L88 40H86V38ZM179 37H181V38H179ZM202 37V38H201ZM251 37V38H250ZM71 38H72V40H71ZM80 38V39H79ZM55 39V40H54ZM64 39H66V37L65 38H61V40H64ZM179 39V40H178ZM180 39H181V41H180ZM183 39V40H182ZM210 39H212V40H209ZM237 39H239V40H237ZM264 39V38H263ZM82 41L83 43L81 44L79 41ZM201 40V41H200ZM203 40V41H202ZM244 40V41H243ZM251 40V41H250ZM261 42H260V41ZM84 41H87V44L86 43H84ZM89 41V42H88ZM239 42V44L237 43V42ZM255 41V42H254ZM46 43V44H44V43ZM58 42H56L57 44H58ZM68 42V43H67ZM70 42H71V46H70ZM216 42V43H215ZM236 42V43H235ZM245 42L247 43V44H245ZM252 44V45H250V43ZM263 42V43H262ZM48 43V44H47ZM91 43V44H90ZM201 43L204 45L205 43H206V45L205 46H203V45H201ZM242 43V44H241ZM244 43V44H243ZM254 43V44H253ZM256 43V44H255ZM24 44V47L26 48L27 47V45L25 46V43H23ZM46 45V46H44V45ZM85 44V45H84ZM196 44V45H195ZM237 44V45H236ZM262 44V45H261ZM93 45V46H92ZM194 45L196 46V48L194 47ZM201 45V46H200ZM209 45V46H208ZM211 45H215L214 47L213 46H211ZM243 45H245L246 47H244ZM247 45H248V47H247ZM250 45V46H249ZM253 45H255V46H253ZM23 46V45H22ZM39 46V48H42V47H40ZM52 46V47H51ZM54 46V47H53ZM57 46V45H56ZM79 46V47H78ZM81 46H83V48L81 47ZM88 46H89V48H88ZM186 46H187V49H186ZM251 46L253 47V49L251 48ZM37 47V46H36ZM45 47V48H44ZM76 47V48H75ZM81 47V48H80ZM93 47V48H92ZM99 47V48H98ZM193 47V48H192ZM199 47V48H198ZM204 49H203V48ZM211 47V48H210ZM243 47V48H242ZM249 47H250V49H249ZM38 48V47H37ZM47 48V50H50L51 49V52L49 51V53H47L50 57H48L47 56V54L46 53H44V52H46V50L43 52V50L44 49H46ZM49 48V49H48ZM97 49V50H95V49ZM192 49V50H190V49ZM202 48V49H201ZM212 48H216V50L215 49H212ZM247 48V49H246ZM254 48H255V50H254ZM259 48V49H258ZM56 49H54V50H56ZM84 49V50H83ZM108 49H109V51H108ZM197 49V50H196ZM208 49H212L211 51L210 50H208ZM257 49H258V52H257ZM28 50V49H27ZM72 50V51H71ZM86 50H88V51H86ZM91 50H94L92 53H91V55L92 56H90V58H88L89 57V55H90V51ZM189 50V51H188ZM214 50V51H213ZM247 50V51H246ZM84 51H86V54L84 55ZM208 51H210V53L208 52ZM249 51H250V53H249ZM254 51V52H253ZM24 52H26L25 50H24ZM29 52V51H28ZM28 52H26L27 54H28ZM56 52H55V54H56ZM68 52V53H69ZM74 52V53H73ZM98 52V53H97ZM185 52V53H184ZM199 54H198V53ZM206 52V53H205ZM213 53V55H212V53ZM216 54H215V53ZM239 54V55H241V56H239V55H237V53ZM23 53V52H22ZM50 53H53V54H50ZM66 53H67V51H66ZM95 53V54H94ZM102 53V54H101ZM107 53H108V55H107ZM183 53V54H182ZM196 53V54H195ZM235 53H236V55H235ZM249 53V54H248ZM253 55H252V54ZM258 53V54H257ZM27 54H25V53H23V55L22 56H24V55H26V57H27ZM44 54H46V55H44ZM98 54V56H96ZM193 54V55H192ZM247 54V55H246ZM252 55V56H249V55ZM256 54V55H255ZM44 55V56H43ZM93 55L95 56V57H93ZM100 55V56H99ZM102 55V56H101ZM178 55H181V56H183L182 58L184 59L183 61H182V58L181 57H178ZM188 55V56H187ZM195 55V56H194ZM210 55L213 57H210ZM235 55V56H234ZM257 55L260 57H257ZM48 57L49 59H45L46 61H44V58L43 57ZM55 56V55H54ZM84 56V57H83ZM175 56V57H174ZM191 58H190V57ZM215 56V57H214ZM220 56H222V58L220 57ZM248 56V57H247ZM256 56V57H255ZM74 57V58H73ZM93 57V58H92ZM98 57V58H97ZM99 57H101V58H99ZM118 57V58H117ZM188 57V58H187ZM220 57V58H219ZM227 57H228V59L230 58V60L228 61V59H227ZM237 59V57H238V59L236 60L235 58ZM240 57V58H239ZM250 57V58H249ZM264 57V55H262V58ZM24 58V57H23ZM94 58H96V59H94ZM172 58V59H171ZM177 58H180V59H177ZM186 58H187V61H186ZM207 58V59H206ZM209 58V59H208ZM216 58V59H215ZM219 58V59H218ZM244 58L245 60H247V61H243L242 59ZM255 58L257 59V58H259V59H257L258 60V62L259 63H261V64H263L262 66L260 65V66H257V64L259 65V63L257 62V60H256V62H255ZM39 59V58H38ZM38 59H37V62H38ZM67 59V58H66ZM76 59H78L77 61H76ZM190 59V60H189ZM191 59H192V61H191ZM193 59H194V62H193ZM212 59H214L213 61H212ZM220 59H221V61H220ZM80 60V61H79ZM91 60H93V63L92 64H94V65H96V69H94V68H92V67H94V65H92L91 67L89 66V68H90V71L88 70V74H87V72L85 71L86 70V66H88V65H91L90 63H89V61ZM96 60V62H94ZM106 60H107V62H106ZM167 60H168V62H167ZM189 60V61H188ZM206 60V61H205ZM208 60V61H207ZM228 61V63H230V65L228 66V63L226 64V62ZM231 60H234V63H235V60H236V69H237V67H239V66H237V63L240 65V67L237 69V70H234L235 69V67L234 66H232V63H233V61L231 62ZM239 60V61H238ZM240 60H242L243 61V63L242 62H240ZM250 60V61H249ZM40 61L41 60H39V62L37 63V65H36V70L37 69H39L38 71H36V75L38 74L39 75V73L41 72V75H40V81H39V78H38V83L35 85V83H34V89L36 88V89H38L37 87H39V89L42 91V89H43V91H44V88H43V84H41L44 80L42 79V74L44 75L46 72H49V74H51V72H50V70L51 69H53L54 67H52V68H50V66H45L44 67V69H43V66L45 65H41V63H40ZM53 61V62H52ZM66 61V62H65ZM76 61V62H75ZM87 63H86V62ZM98 61V62H97ZM100 61H101V63H100ZM226 61V62H225ZM105 62V63H104ZM116 62H118V63H116ZM171 62V63H170ZM180 62V63H179ZM185 62L187 63V64H185ZM196 62V63H195ZM219 62V63H218ZM245 62V63H244ZM49 63V62H48ZM48 63H46V64H48ZM97 63V64H96ZM111 63V64H110ZM201 63H202V65H201ZM225 63V64H224ZM233 63V64H234ZM241 63H242V65H241ZM250 63V64H249ZM257 63V64H256ZM38 64H40L41 66H39ZM56 64V65H57ZM84 64V65H83ZM100 64V65H99ZM107 64H108V67H107ZM169 64V65H168ZM171 64V65H170ZM196 64V65H195ZM212 64H213V66L215 65H219L220 66V68H219V66L217 65L216 67H217V69H215V70H217L216 72H215V74L217 73L218 75L216 76V75H214V67L212 68ZM255 64V65H254ZM55 65V66H56ZM65 65V66H64ZM99 65V66H98ZM167 65V66H166ZM173 65V66H172ZM174 65H176V66H174ZM178 65V66H177ZM185 65V66H184ZM188 65V66H187ZM192 65V66H191ZM195 67H194V66ZM209 65H211V66H209ZM245 65H246V68H245ZM39 66V67H38ZM166 66V67H165ZM180 66V67H179ZM182 66H184V67H182ZM204 66V67H203ZM230 66H232L231 68H234V69H231L230 68ZM243 66V67H242ZM256 66H257V68H256ZM41 67H42V69H41ZM49 67V69H48V71H44V70H46V68H48ZM98 67V68H97ZM100 67V68H99ZM102 67V68H101ZM110 67V68H109ZM112 67V68H111ZM173 67V68H172ZM176 67L177 68H180V70L181 71H179L178 69H176ZM187 67H189L188 68V74H190L189 76H188V78H187V71H185L184 70V68L185 69H187ZM202 67V68H201ZM222 67V68H221ZM226 67H228V68H226ZM259 67V68H258ZM263 67V68H262ZM66 68V67H65ZM88 68V67H87ZM104 68V69H103ZM106 68H107V70H106ZM112 69V70H109V69ZM219 68V69H218ZM228 70V69H230V71L231 70H233V72H230L231 74H230V76H229V70L227 71L226 69ZM241 68H243V69H241ZM255 69V71H256V73H255V71H254V69ZM261 68V69H260ZM68 69V68H67ZM183 69V70H182ZM204 69V70H203ZM212 69H213V72H212ZM220 69H222L221 71H223V73L220 71ZM246 69V70H245ZM263 69V70H262ZM80 70V71H79ZM92 70H94V73L96 74V75H98V76H100V77H97V76H95L92 72ZM95 70H98L97 72L98 73H96L95 72ZM101 70H102V75H101ZM126 70V71H125ZM163 70H166V71H163ZM170 71V72H168V71ZM172 70H173V72H175V71H177V72H175V73H173L172 72ZM190 70V71H189ZM201 70H203V71H201ZM245 70V71H244ZM43 71L45 72V73H43ZM79 71V72H78ZM85 71V72H84ZM113 71V72H112ZM117 71V72H116ZM164 72V74H163V72ZM220 71V72H219ZM225 71H226V73H228L227 74V76L225 75ZM236 71V72H235ZM237 71H239V74H238V72ZM261 71V72H260ZM84 72V73H83ZM103 72H105L104 74H103ZM167 72V74H165ZM172 72V73H171ZM205 73L204 74V76H201V75H203V73ZM92 73V74H91ZM110 73V74H109ZM112 73V74H111ZM163 75H162V74ZM172 74V75H169V74ZM200 73V74H199ZM48 74V73H47ZM48 74V75H49ZM176 74V75H175ZM182 75V76H180V75ZM184 74H185V76L186 77H184L183 79H185V81H187V82H185V84H183L182 82H184V80L182 79V77L184 76ZM196 74V75H195ZM256 74H260V75H262V76H258V75H256ZM48 75H46V76H44V79L46 78V77H48ZM77 75V74H76ZM108 75H110V76H108ZM167 75H169V76H167ZM192 75V76H191ZM199 75H200V77H199ZM223 75H225L226 77H228L229 79H231V77L233 76V77H235V78H233L232 79V82H234V84H235V82H237L238 81V83L239 84H236V85H234V88L236 87V88H238V87H241V88H243V89H245V90H243V89H241V88H238V89H234V91H232V90H228L229 88H228V84H227V82H230V83H232L231 82V80H229V79H227L226 80V78H225V76H223ZM234 75H237V76H234ZM53 76H54V74H53ZM52 76V77H53ZM79 76V75H78ZM78 76H77V78H78ZM166 76V77H165ZM174 76H176V78H174ZM180 77L179 79H177V77ZM221 76H223V77H221ZM37 77H39V76H37ZM51 76H50V78H48V79H51L52 78ZM55 77V76H54ZM76 77V76H75ZM80 77V76H79ZM91 77V76H90ZM91 77V78H92ZM108 77V78H107ZM202 77H204L203 79V81H205L206 79V81H205V84L202 86V84H200V86L199 87H196V88H199V89H201V88H203V90L201 89V91L199 90V91H196L195 90V86H197V83H198V81L199 82H201V83H203V81H202ZM208 77V78H207ZM213 77V78H212ZM217 77H219V78H217ZM238 77V78H237ZM245 77H248L249 78V81H247L248 79H246ZM251 77V78H250ZM253 77V78H252ZM260 77H263V78H260ZM77 78H76V80H77ZM97 78H99V80L97 79ZM105 78H107V79H105ZM170 78H172L173 80L174 79H176V82L175 81H172V84L170 83L171 82V80L172 79H170ZM200 80H199V79ZM243 78V79H242ZM245 78V79H244ZM80 79V78H79ZM78 79V80H79ZM82 79H84V77H82ZM82 79H81V81L80 82H77L76 84H78V85H75L76 87V89L79 87V86H81V84L83 83V81H85V80H83L82 81ZM114 79V80H113ZM170 79V80H169ZM191 79V80H190ZM197 79V80H196ZM212 79V80H211ZM219 79V80H218ZM240 79V80H239ZM250 79H251V81H250ZM252 79H254V80H252ZM36 81H37V79H35ZM34 80V81H35ZM47 80V79H46ZM44 81V82H48V80L47 81ZM53 80H55V79H53ZM74 80V79H73ZM89 80H91L90 78H89ZM89 80H86V81H89ZM98 80V81H97ZM107 80H108V82H107ZM112 80V81H111ZM178 80V81H177ZM180 80H182V81H180ZM193 80V81H192ZM217 81V83H219V88H217V84H214V83H216V81ZM225 80V81H224ZM229 80V81H228ZM236 80V81H235ZM259 80H260V82H259ZM50 81V80H49ZM116 83H115V82ZM166 81V82H165ZM188 81L190 82V83H188ZM210 81H211V83H210ZM219 81V82H218ZM220 81H221V83H222V85H223V90H221V83H220ZM223 81V82H222ZM247 81V82H246ZM253 81V82H252ZM98 82H101V83H98ZM114 83V87H112L111 85V83ZM213 82V83H212ZM241 82H243V83H241ZM251 83V84H249V83ZM50 83V82H49ZM67 84H69L68 82H66ZM89 83V82H88ZM104 83V84H103ZM108 83V84H107ZM163 83V84H162ZM177 83V84H176ZM181 83V84H180ZM188 83V84H187ZM224 83H225V86H227V87H224ZM240 83H241V86H240ZM247 84L246 86H249V87H251V88H253V86H255V88L257 89L258 88V86H260L258 89L259 90H256L255 88H253L252 89V93H254L253 91H256V94L254 95H250V93L249 92H251L250 90H251V88H250V90H249V88L247 87L246 88V86L245 85H242V84ZM257 83H259V84H257ZM40 84H41V86H40ZM44 84H48V83H44ZM53 84H54V82H53ZM84 84V83H83ZM82 84V85H83ZM93 84H92V86H93ZM101 84V85H100ZM175 84V86H173ZM227 84V85H226ZM49 85V84H48ZM51 85H52V82H51ZM50 85V86H51ZM69 85H71V84H69ZM68 85V86H69ZM85 85V84H84ZM83 85V86H84ZM118 85V86H117ZM177 85H178V87H177ZM182 87H180V86ZM184 85V86H183ZM207 85V86H206ZM214 85H215V87H214ZM258 85V86H257ZM46 86V85H45ZM98 86H100V87H98ZM106 86V87H105ZM110 86V87H109ZM115 86H116V88H115ZM172 86H173V88H172ZM192 86V87H191ZM202 86V87H201ZM244 86V87H243ZM42 89H41V88ZM53 87L55 88L54 89V94L52 95V96H49V94L51 95V93H49L50 91H52V90H50V89H48V88H46L45 90L48 92L45 96H43L44 98H43V101H47V99H50V97H51V99H50V102L51 101H53V99H54V97L56 96L55 95V93L57 92V90H58V88L56 87V85L54 86L53 85ZM98 89H97V88ZM102 87H103V89H102ZM174 87L175 88H178L177 90H175L174 89ZM49 88H51V87H49ZM80 88H82V87H80ZM90 88V89H91ZM108 90H107V89ZM113 88V89H112ZM162 88H163V90H162ZM170 88V89H169ZM172 88V89H171ZM187 88H189V89H187ZM192 88V89H191ZM35 89V90H36ZM48 89V90H47ZM82 89H84V88H82ZM96 89H97V91H96ZM106 89V90H105ZM116 89V90H115ZM180 89V90H179ZM184 89H185V91H184ZM215 91H214V90ZM227 90V92H226V90ZM239 89L240 90H242V91H240V92H242L240 95H239ZM255 89V90H254ZM40 90H37L36 91V96L37 95H39L38 94V92H40ZM80 90V89H79ZM100 90V91H99ZM102 90V91H101ZM173 90H175V91H173ZM219 90V91H218ZM235 90H236V92H235ZM238 90V91H237ZM246 90H248L249 92V95H248V93H246L247 91ZM261 90V91H260ZM46 91H44V92H46ZM81 91V90H80ZM82 91V93H84ZM91 91V90H90ZM103 91H105L104 93H103ZM108 91V92H107ZM186 91H187V93H186ZM205 91V92H204ZM207 91V92H206ZM218 91V92H217ZM222 91V92H221ZM229 91H232V92H234V93H232V92H229ZM243 91H246L245 93L243 92ZM42 93V94H45V93ZM53 92V91H52ZM79 92V91H78ZM96 92L97 93H99L100 95H101V97H99L98 95H96ZM112 92V93H111ZM114 92V93H113ZM164 92V93H163ZM173 92V93H172ZM177 92H179L178 93V95H176L177 94ZM190 92V93H189ZM196 92H199V94H195ZM213 92V93H212ZM215 92H217V93H215ZM223 92H225V96H227L226 95V93L228 94V97H226V98H224V95H223ZM263 94H262V93ZM94 93H95V96H93L94 95ZM185 93V94H184ZM191 93H193V94H191ZM215 93V94H214ZM220 93V94H219ZM222 93V94H221ZM42 94H40L41 96H42ZM57 94H58V92H57ZM79 94H81V93H79ZM167 94V95H166ZM188 94V95H187ZM189 94H191V95H189ZM219 94V95H218ZM229 94H231V95H229ZM235 94V96H233ZM39 95V97L37 98V99H41V96ZM47 95H48V98H46L47 97ZM55 95V96H54ZM83 95V94H82ZM81 95V96H82ZM170 95H171V97H170ZM176 95V96H175ZM184 95H186V96H184ZM193 95V96H192ZM194 95H197V99H198V101H197V99H195V97L196 96H194ZM212 95V96H211ZM214 95V96H213ZM222 95V97H221V99L222 100H219V98H218V96L220 97ZM103 96H104V98L106 97L107 99H104L103 98ZM107 96H109V97H107ZM167 96V97H166ZM199 96V97H198ZM96 97H99V100L98 101H96L95 100V102H93L94 100H91L92 98L94 99H96ZM186 97V98H185ZM243 97V98H244ZM262 97V98H261ZM46 98V99H45ZM56 98H57V96H56ZM58 98H59V94H58ZM58 98H57V100H58ZM181 100H180V99ZM183 98H185V99H183ZM218 98V100H215V99H217ZM247 98H245L244 99V101L247 103ZM253 98V97H252ZM251 98V102H252V99ZM255 98V99H256ZM83 99V98H82ZM89 99V100H88ZM168 99V100H167ZM171 99H173V100H171ZM212 99V100H211ZM256 99V100H257ZM261 99V100H260ZM38 100V101H39ZM55 100V99H54ZM88 100V101H87ZM91 100V101H90ZM102 100V101H101ZM104 100V101H103ZM109 100H111V101H109ZM162 100V101H161ZM188 100V101H187ZM196 100V101H195ZM235 100V99H234ZM233 100V101H234ZM41 101V100H40ZM79 101H81V100H79ZM100 101H101V103L103 104H101L100 103ZM107 101V102H106ZM178 101V102H177ZM187 101V102H186ZM215 101H217V104H216V102ZM222 101V102H223ZM42 102V101H41ZM59 102V103H58ZM53 101V103H54V105L56 104V103H58V105H60V99H59V101ZM85 102V103H84ZM92 102V103H91ZM175 102V103H174ZM185 102V103H184ZM190 102V103H189ZM192 102V103H191ZM197 102V103H196ZM212 102H215V103H213V104H215V105H219L220 107H212L213 105H211V107L213 108V111H214V113H213V115H212V113H210L211 112V110H212V108H211V110H210V104H212ZM235 102V101H234ZM250 102V103H251ZM254 102L256 103V104H254ZM52 103V102H51ZM52 103V104H53ZM168 103V104H167ZM188 103H189V105H188ZM199 103V104H198ZM249 103V100H248V104H250ZM262 103H264V102H262ZM105 104V105H104ZM184 104V105H183ZM193 104V105H192ZM195 104V105H194ZM205 104V105H204ZM209 104V105H208ZM261 104V103H260ZM57 105V104H56ZM58 105H57V107H58ZM78 105V106H79ZM97 105V106H96ZM98 105H100V107L98 106ZM172 105V106H171ZM191 105V106H190ZM214 105V106H215ZM251 105H253V107H254V105H255V110H260V112H262L261 110H262V108H264V106L260 109V106L261 105H259L258 104V102L257 101H253V104L251 103ZM251 105H247V106H249L250 108L252 107ZM256 105H258L257 106V108H256ZM264 105V104H263ZM102 106V107H101ZM179 106V107H178ZM197 106V107H196ZM201 106V107H200ZM209 106V107H208ZM188 107H189V109H188ZM190 107H191V109H190ZM231 107V106H230ZM80 108H82V107H80ZM96 108V109H95ZM164 108V109H163ZM184 108H185V110H184ZM199 108H201V109H199ZM206 108V109H205ZM209 108V109H208ZM216 108V109H215ZM228 108H229V106H228ZM254 108H251V113H253L254 111H253V109ZM84 109H85V106H84ZM98 109H100L101 110V113H100V110H98ZM181 111H180V110ZM183 109V110H182ZM187 109V110H186ZM82 110V109H81ZM174 110V111H173ZM189 110H190V112H189ZM216 110V111H215ZM102 111H104V112H102ZM179 112V114H178V112ZM183 111V112H182ZM208 111H209V114H211V116L208 114ZM225 111V110H224ZM263 111H264V109H263ZM165 112V113H164ZM167 112V113H166ZM177 112V113H176ZM193 112V113H192ZM208 114H206V113ZM57 113V112H56ZM56 113H55V115H56ZM94 113H95V115L96 116H94ZM99 113V114H98ZM158 113H160V114H158ZM169 113V114H168ZM174 113V114H173ZM187 113V114H186ZM201 113H204V114H201ZM219 113V112H218ZM257 113H259V112H257ZM89 114V113H88ZM190 114H191V116H193L192 118L191 117H189L190 116ZM201 114V115H200ZM231 114L233 115L234 113L233 112H231ZM230 114V112H228V116L230 117V119L232 120V119H234L235 117L237 118V116L236 115H233V116H235V117H233L232 115ZM256 114V113H255ZM255 114H253V115H255ZM264 113L262 112V114H259L260 116H258L257 114V116L255 117V119H256V124H254V126L255 125H258V123H259V120H260V117H263L264 115H263ZM167 115V116H166ZM170 115V116H169ZM187 115V116H186ZM261 115H263V116H261ZM57 116V115H56ZM91 116V117H90ZM100 116V117H99ZM173 116V117H172ZM176 116V117H175ZM184 116H186V117H184ZM203 116V117H202ZM217 116H219V115H217ZM227 116V117H228ZM40 117H42V115L41 116H39V119H42V118H40ZM168 117V118H167ZM172 117V118H171ZM188 117H189V120L187 121V119H188ZM208 117V118H207ZM229 117H228V119H229ZM233 117V118H232ZM253 117V116H252ZM57 117H55V119H56ZM176 118V119H175ZM206 118V119H205ZM257 118H259V120H257ZM264 118V117H263ZM262 118V119H263ZM181 119V120H180ZM194 119V120H193ZM213 119V118H212ZM43 120V119H42ZM167 120V121H166ZM176 120V121H175ZM234 120H236V119H234ZM233 120V121H234ZM91 121H93L92 123H91ZM96 121V123H94ZM171 121V122H170ZM177 123H175V122ZM182 121H184V122H182ZM185 121H187L186 122V124H185ZM195 121H196V123H195ZM199 121H201V122H199ZM205 121V122H204ZM212 120H210L209 119V122H211ZM40 122H42V121H40ZM54 122H55V120H54ZM56 122L57 123H59L57 120H56ZM88 122H87V124H88ZM98 122V123H97ZM172 122H174V123H172ZM263 122V123H262ZM199 123H201V124H199ZM50 124V123H49ZM54 123H53V121L51 120V124L49 125V126H51L52 127V125H53ZM56 124V123H55ZM54 124V125H55ZM90 124H88V126H90ZM175 124V125H174ZM196 124V125H195ZM199 124V125H198ZM203 124V125H202ZM212 124V123H211ZM210 124V125H211ZM261 125L260 126H264V120H262L261 121V123H260ZM56 125H58V124H56ZM55 125V126H56ZM94 125V126H95ZM98 125V126H97ZM48 126V127H49ZM53 126L52 128L50 127V129L52 130V132L53 131H57L59 128L58 127H60L61 126V124H59V126ZM91 126H93V125H91ZM90 126V127H91ZM102 126V127H101ZM185 126V127H184ZM194 126H196V127H194ZM96 127H92L93 129H95ZM172 127V128H171ZM212 127V126H211ZM258 127V126H257ZM262 127H261V129H262ZM58 128V129H57ZM61 128V131H63L62 130V126L60 127ZM194 128V129H193ZM198 128V129H197ZM201 128H202V130H204V129H207V131H201ZM49 129V128H48ZM57 129V130H56ZM191 129V130H190ZM211 129V128H210ZM37 130L38 131H41V130H39L38 128H37ZM51 130L49 131V133H47V135H49L50 134V139H52L51 137H52V132H51ZM174 130H175V132H174ZM177 130V131H176ZM187 130V131H186ZM189 130H190V132H189ZM264 130V129H263ZM48 130H46L45 129V132H47ZM59 131V132H58ZM57 131V134L58 133H60L61 135H62V137L63 138H61V140L59 139L60 137H61V135L59 134L58 136H57V134H56V136H53V137H57V140H55V139H53L54 141H55V146H53V147H56L57 146V149H58V151L60 152V150L62 151V152H67V149H65L66 151H64V150H62L63 149V142L61 143V141H63L64 140V138H65V141H67V143L64 145V147L66 146H70V145H72V142H74L73 141V138L71 137H64V136H66V133L67 132H64L63 131V134H62V132H60V130H58ZM103 132V133H102ZM194 132V133H193ZM201 132H203V134L204 133H206L207 132V134L209 135V137L207 136V134H205V136H204V138H200V136H203V135H201ZM39 133H41V132H39ZM42 133H43V131H42ZM179 133V134H178ZM190 133V134H189ZM44 134H46V133H44ZM65 134V135H64ZM95 134V135H94ZM173 134V135H172ZM181 134V135H180ZM185 134V135H184ZM193 134H194V137H193ZM41 135V136H40ZM39 135V138L40 137H42V136H44V139H46L45 138V135H42V134H40ZM53 135H54V132H53ZM175 135V136H174ZM60 136V137H59ZM177 136V137H176ZM183 136V137H182ZM190 136H191V138H190ZM212 136V135H211ZM37 137H38V134H37ZM47 137V138H48ZM91 137V138H92ZM173 137V138H172ZM187 137V138H186ZM193 137V138H192ZM67 138V139H66ZM70 138V139H69ZM176 138V139H175ZM198 138V139H197ZM68 139H69V141H68ZM99 140L97 137L95 138V137H93V140ZM200 139V140H199ZM59 140V141H58ZM54 141H52L53 143H54ZM56 141H58L59 143H57ZM194 141L196 142L197 141V143L200 145V147H199V145L197 144H195L194 143ZM203 141V142H202ZM204 141H205V143H204ZM51 141L49 140V143H50ZM52 142L50 143V144H52ZM88 142L89 141H86V144H88ZM95 142V141H94ZM94 142H92V143H94ZM105 144H104V143ZM107 142V143H106ZM183 142V143H182ZM191 142V143H190ZM202 142V143H201ZM208 142V143H207ZM89 143H91V142H89ZM91 143V144H92ZM103 143V144H102ZM177 143V144H176ZM178 143H179V145H178ZM204 143V144H203ZM61 144V145H60ZM75 143H73V145H74ZM84 144V143H83ZM108 144V145H107ZM181 144V145H180ZM190 144H192V145H190ZM93 145V144H92ZM107 147H106V146ZM109 145H111L112 146V148L113 149H111V146H109ZM214 145V144H213ZM62 147V149H59V147ZM104 146V147H103ZM202 146L204 147V148H202ZM211 146V147H210ZM88 147V148H87ZM105 147L107 148V149H105ZM174 147V148H173ZM177 147L179 148V149H177ZM183 147V148H182ZM193 147V148H192ZM194 147H197V148H195L194 149ZM206 147H207V149H206ZM210 147V148H209ZM70 148V147H69ZM102 148H104L105 150H103ZM54 149V148H53ZM57 149L55 150L54 149V153L55 152H57ZM83 149V150H84ZM200 149H203V150H200ZM69 150V149H68ZM96 150V151H95ZM178 150V151H177ZM204 150H206V151H204ZM70 151V150H69ZM68 151V152H69ZM108 151H107V153H108ZM202 151V152H201ZM87 152V151H86ZM102 152V153H103ZM215 152V151H214ZM90 153V152H89ZM107 153H105V154H107ZM179 153V154H178ZM191 153V154H190ZM201 153V154H200ZM207 153H210V154H207ZM57 154V153H56ZM69 154H71V151H70V153ZM91 154V153H90ZM96 154V153H95ZM94 154V159H93V163H92V157H93V153L91 154L92 155V157L90 158L91 160V163L94 165H97L98 164V162L97 161H99V163L101 162V160H102V158H104V157H102V158H100L97 154V157H99L100 159L99 160H97V158H95V155ZM98 154H99V152H98ZM101 154V153H100ZM105 154H103V155H105ZM111 154V155H110ZM206 156H205V155ZM115 156V157H113V156ZM178 155V156H177ZM196 155V156H195ZM56 156V155H55ZM102 156V155H101ZM199 156H201V157H199ZM210 156V157H209ZM106 157H107V155H106ZM117 157V158H116ZM198 157V158H197ZM208 157V158H207ZM179 158V159H178ZM207 158V159H206ZM57 159V158H56ZM105 159V158H104ZM118 159V160H117ZM184 159H185V161H184ZM212 160V161H210V160ZM95 160V161H94ZM97 160V161H96ZM172 160V161H171ZM57 161V160H56ZM118 161H120V162H118ZM193 161H195V162H193ZM206 161H207V163H206ZM210 161V162H209ZM59 162V161H58ZM57 162V163H58ZM95 162H97V163H95ZM110 162H111V160H110ZM203 162V163H202ZM56 163V165H58ZM92 164H90V167L91 166H93ZM198 164V165H197ZM95 165L93 166L94 168H95ZM209 165H210V167H209ZM59 166V165H58ZM98 166V165H97ZM190 166V167H189ZM205 166H207V167H205ZM90 167H88L87 169H89ZM98 167H101L102 169H103V167L101 166V165H99ZM172 169H171V168ZM175 167V168H174ZM186 167V168H185ZM92 168V167H91ZM89 169V170H92V169ZM94 168H93V170H94ZM99 169V168H97L96 167V169L95 170H101V171H99V172H101L102 173V169ZM169 168V169H168ZM203 168V169H202ZM114 169V170H113ZM199 169V170H198ZM204 169H206V171L204 170ZM203 172V175L205 174V172H206V176L204 177L203 175H202V173L201 172ZM205 171V172H204ZM208 171V172H207ZM135 174H137V175H135ZM129 175V176H128ZM135 175V176H134ZM209 175H210V173L208 174V176L207 177H209ZM116 176V177H115ZM126 176H128V177H126ZM133 176V177H132ZM199 176H200V178H199ZM201 176H202V178H201ZM115 177V178H114ZM117 178V179H116ZM144 179V180H143ZM195 180H196V182H195ZM146 181V182H145ZM148 181V182H147ZM163 181V182H162ZM198 181H200V182H198ZM137 183H140L139 181H136ZM145 182V183H144ZM118 183V184H117ZM120 183V184H119ZM149 183H152L153 184V186L152 185H149L148 186V184ZM157 183H160V184H157ZM164 183H165V185H164ZM196 183V184H195ZM156 184V185H155ZM163 184V185H162ZM171 184V185H170ZM195 184V185H194ZM112 185V184H111ZM118 185H120L119 187L120 188H118ZM123 185V186H122ZM170 185V186H169ZM201 185L203 186V183L201 182ZM148 186V187H147ZM150 186H151V188H150ZM164 186H165V188L166 187H168V189H167V191H166V189L164 188ZM193 186V187H192ZM139 187V188H140ZM146 187V188H145ZM197 187V188H196ZM126 187H124L123 189L126 191V189H125ZM145 188V189H144ZM174 188V189H173ZM179 188H181V189H179ZM196 189H197V192H196ZM207 189V188H206ZM163 190V191H162ZM174 190H175V192H174ZM188 190V191H187ZM123 191V190H122ZM140 191V192H141ZM146 191H144V192H146ZM149 191H147V192H149ZM165 191H166V193H165ZM172 193H171V192ZM178 191V192H177ZM199 191V192H198ZM201 191V192H200ZM139 191H138V194L140 195L141 193H140ZM162 192V193H161ZM177 192V193H176ZM189 192V193H188ZM191 192H192V194H191ZM193 192H196V194L195 193H193ZM203 192V194H201ZM122 193H124V191L122 192ZM121 193V194H122ZM198 193V194H197ZM128 194V193H127ZM174 194V195H173ZM176 194V195H175ZM187 194V195H186ZM190 194V195H189ZM200 194V195H199ZM123 195H126V193L125 194H123ZM170 195V196H169ZM184 195H185V197H184ZM189 195V196H188ZM192 195V196H191ZM175 196V197H174ZM178 196V197H177ZM203 196L201 197V198H203ZM208 196V197H209ZM164 197V198H163ZM172 197V198H171ZM182 197V198H181ZM196 197V198H195ZM207 197V198H208ZM211 197V196H210ZM213 197V196H212ZM188 198H190V200L188 199ZM165 199V200H164ZM188 201H187V200ZM195 199L197 200V201H195ZM178 200V202H180ZM207 200H210V202L209 201H207V202H209V203H211L212 202V198L211 199H207ZM169 201L167 202V201H165V203H164V205L165 204H167L168 205V203H169ZM138 203H139V205H138ZM137 204H136V207L138 208V206H142V204L140 203V202H138ZM188 203V204H187ZM193 203V204H192ZM191 204V205H190ZM196 204V205H195ZM258 204V203H257ZM256 204V205H257ZM166 205V206H167ZM169 205H170V203H169ZM185 205V206H184ZM135 207V206H134ZM255 208H257L256 206H254ZM131 208V207H130ZM139 208H141V207H139Z\"/></svg>",
  "mask_w": 264,
  "mask_h": 264
}]
</instances>
